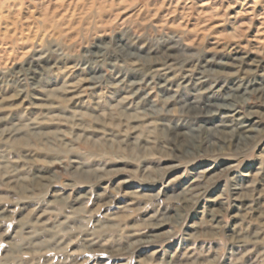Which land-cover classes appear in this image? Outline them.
I'll list each match as a JSON object with an SVG mask.
<instances>
[{
	"label": "rangeland",
	"instance_id": "obj_1",
	"mask_svg": "<svg viewBox=\"0 0 264 264\" xmlns=\"http://www.w3.org/2000/svg\"><path fill=\"white\" fill-rule=\"evenodd\" d=\"M261 92L264 0H0V264H264Z\"/></svg>",
	"mask_w": 264,
	"mask_h": 264
},
{
	"label": "bare ground",
	"instance_id": "obj_2",
	"mask_svg": "<svg viewBox=\"0 0 264 264\" xmlns=\"http://www.w3.org/2000/svg\"><path fill=\"white\" fill-rule=\"evenodd\" d=\"M177 48V47H176ZM168 52V51H167ZM174 54V53H173ZM197 65V64H196ZM195 65V66H196ZM186 71V70H185ZM195 71V70H194ZM185 74V73H184ZM163 76V75H162ZM180 80V79H179ZM160 84V83H159ZM155 85V84H154ZM203 85V84H202ZM72 87H76V85H73ZM179 90V89H178ZM259 97H261L262 99H263V102H264V92H261L260 93V95H259ZM64 101H66V99H64ZM204 105H205V107H213V106H218V105H215V104H210L209 102H207V103H203ZM196 106V105H195ZM119 115L121 116V118H119V119H117V121H116V123H115V125L116 126H118L119 127V125L120 124H122V125H124V132L125 133H127L128 132V130L130 129V130H134V128L136 127V126H133V125H130V122H136V121H142L141 120V116L138 114V113H128V114H124V111H119ZM253 112H250V114H252ZM84 114L82 113V112H78V116L81 118L82 116H83ZM53 117V116H52ZM55 117H57V118H60L59 116H55ZM55 117H53V118H55ZM52 118V119H53ZM80 118H78V119H80ZM123 118V119H122ZM64 120H66V119H64ZM124 121H126L127 123H125ZM79 123H76L75 124V126H74V128L75 129H77V130H84V128H82V129H80L79 128ZM138 127H140L139 125H138ZM140 128H142V131L143 132H147V133H149L150 135H152L154 132L156 133L157 131H155V130H157L156 129V127L155 126H151L150 124H144V125H142V127H140ZM238 128H240L241 130L242 129H244V126L243 125H240V127H238ZM169 129L171 130V131H173V133L175 134V136H181L182 134H181V132L179 131V130H177L178 129V127L176 126V125H173V126H170L169 127ZM86 131V130H85ZM141 131V132H142ZM239 132V130H235V132H228V133H223L222 135H220V139H221V141L223 142V143H229L230 141H231V138L232 137H234V136H236L237 135V137H239V135L238 134H240V133H238ZM82 133H83V131H82ZM82 133H78V132H74V140H76V141H79L80 140V142L81 143H83V144H86L87 146H88V148L89 149H91V150H96L97 148H100V147H102V146H105V142L103 143V142H101L99 139L97 140V139H93V138H91V137H88V136H85L84 134H82ZM238 133V134H237ZM65 135L66 134H71V132L70 131H68V132H65L64 133ZM142 134V133H141ZM140 134V135H141ZM34 135V134H33ZM36 135V134H35ZM34 135V136H35ZM109 135H111V134H109ZM150 136L149 135H147L146 137H144L143 139H141L142 140V142L143 143H134V145H133V147H132V149H129L130 151H132V152H134V153H137L136 151L137 150H141L142 149V152L143 153H146L147 151H150L151 149H153L155 146H154V143L153 142H151L148 138H149ZM139 138V137H138ZM240 138V137H239ZM17 141L18 142H24L22 139H17ZM43 141V140H42ZM108 141H110V145L108 146V147H110V148H112L113 146H115V143L117 142V143H119L120 144V142L119 141H117V140H115L114 138L112 139V138H109V140ZM49 141H45V142H41L42 144H47ZM62 144H63V141H60L59 142V146H61L62 148H64V144H63V146H62ZM106 144H107V142H106ZM66 145V144H65ZM113 145V146H112ZM229 145V144H228ZM113 149V148H112ZM75 162V161H74ZM194 189V188H193ZM196 189V191H197V189L198 188H195ZM190 192V191H189ZM190 195H192V193L190 192L189 193ZM137 242H141L140 240L139 241H137Z\"/></svg>",
	"mask_w": 264,
	"mask_h": 264
}]
</instances>
